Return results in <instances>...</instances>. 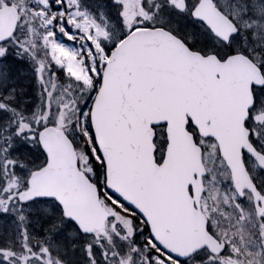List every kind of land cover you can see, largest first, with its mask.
Returning a JSON list of instances; mask_svg holds the SVG:
<instances>
[{
	"label": "snow or ice",
	"instance_id": "obj_1",
	"mask_svg": "<svg viewBox=\"0 0 264 264\" xmlns=\"http://www.w3.org/2000/svg\"><path fill=\"white\" fill-rule=\"evenodd\" d=\"M0 264H264V0H0Z\"/></svg>",
	"mask_w": 264,
	"mask_h": 264
},
{
	"label": "water",
	"instance_id": "obj_2",
	"mask_svg": "<svg viewBox=\"0 0 264 264\" xmlns=\"http://www.w3.org/2000/svg\"><path fill=\"white\" fill-rule=\"evenodd\" d=\"M76 187H77V190H78V186H76ZM172 214L174 215L175 219L177 220L178 225L181 228H186L187 227V225L189 223L188 218L184 217L181 212H179L178 210H175V209L172 210Z\"/></svg>",
	"mask_w": 264,
	"mask_h": 264
},
{
	"label": "rangeland",
	"instance_id": "obj_3",
	"mask_svg": "<svg viewBox=\"0 0 264 264\" xmlns=\"http://www.w3.org/2000/svg\"><path fill=\"white\" fill-rule=\"evenodd\" d=\"M89 3H91V4H99V3H103V0H89Z\"/></svg>",
	"mask_w": 264,
	"mask_h": 264
}]
</instances>
